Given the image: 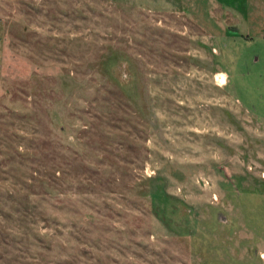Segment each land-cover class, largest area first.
<instances>
[{
  "label": "rangeland",
  "instance_id": "374dc122",
  "mask_svg": "<svg viewBox=\"0 0 264 264\" xmlns=\"http://www.w3.org/2000/svg\"><path fill=\"white\" fill-rule=\"evenodd\" d=\"M0 264H264V0H0Z\"/></svg>",
  "mask_w": 264,
  "mask_h": 264
},
{
  "label": "trees",
  "instance_id": "16d2710c",
  "mask_svg": "<svg viewBox=\"0 0 264 264\" xmlns=\"http://www.w3.org/2000/svg\"><path fill=\"white\" fill-rule=\"evenodd\" d=\"M248 7V6H247Z\"/></svg>",
  "mask_w": 264,
  "mask_h": 264
}]
</instances>
